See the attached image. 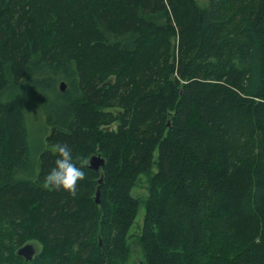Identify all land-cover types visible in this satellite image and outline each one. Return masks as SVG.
<instances>
[{"label": "trees", "instance_id": "16d2710c", "mask_svg": "<svg viewBox=\"0 0 264 264\" xmlns=\"http://www.w3.org/2000/svg\"><path fill=\"white\" fill-rule=\"evenodd\" d=\"M198 3L0 0V264H116L142 175V264H264V0Z\"/></svg>", "mask_w": 264, "mask_h": 264}, {"label": "rangeland", "instance_id": "374dc122", "mask_svg": "<svg viewBox=\"0 0 264 264\" xmlns=\"http://www.w3.org/2000/svg\"><path fill=\"white\" fill-rule=\"evenodd\" d=\"M205 1L206 0H197V2H199L198 4L200 6H203L201 4L205 3ZM33 116L34 115H29V113L27 116V119L29 120V124H30L31 128H34L36 123H37L36 117H33ZM154 171H155V166L152 167L151 172H154ZM138 182L140 184L136 185L132 189L131 195L133 197L140 198V200H141L140 206H139L138 214H137V216L134 220V223L131 226L129 233H128V235H129L128 241H129V250L130 251L127 252L125 258L119 259L120 261L118 260L120 264H138L137 259L142 261L141 258H143L141 247L135 243V241H136L135 238L138 237L136 235V231H137L138 227L140 228L142 226V221H143V216H144V203H145L146 197L148 195V185H149L147 175L140 176ZM98 239H99V237H98ZM26 244H31L36 248V255H38V253L40 252V250L42 248L40 242L37 240H31V241L27 242ZM118 261L116 262V264L118 263Z\"/></svg>", "mask_w": 264, "mask_h": 264}, {"label": "clouds", "instance_id": "9594fccd", "mask_svg": "<svg viewBox=\"0 0 264 264\" xmlns=\"http://www.w3.org/2000/svg\"><path fill=\"white\" fill-rule=\"evenodd\" d=\"M53 151L60 155L55 161V166L46 176V184L56 189L75 191L77 182L84 178L83 169L73 162L67 145L58 144L53 148Z\"/></svg>", "mask_w": 264, "mask_h": 264}, {"label": "water", "instance_id": "95a60500", "mask_svg": "<svg viewBox=\"0 0 264 264\" xmlns=\"http://www.w3.org/2000/svg\"><path fill=\"white\" fill-rule=\"evenodd\" d=\"M60 90L64 91L65 89V84L62 82L60 83ZM88 168L94 171H97L100 169V167L104 166V160L101 159L99 156H93L89 159L88 162ZM102 182V178H100L98 180V184L100 185V183ZM140 183L138 182L137 185H139ZM95 201L99 202V187L96 190L95 193ZM28 246H25L24 248H21L17 253L21 256H23L25 258L26 261L31 260V253L30 252H26Z\"/></svg>", "mask_w": 264, "mask_h": 264}, {"label": "flooded vegetation", "instance_id": "af4514ba", "mask_svg": "<svg viewBox=\"0 0 264 264\" xmlns=\"http://www.w3.org/2000/svg\"><path fill=\"white\" fill-rule=\"evenodd\" d=\"M101 245H102V244H101V241H100V239H98V246L101 247ZM25 246H28L26 252H30V253H31V260H29V261H32L33 258L36 256V248H35L33 245H31V244H24L23 246H21V248H24ZM21 248H19V249L16 251V255H18L19 257L23 258V260H24L25 262H29V261H26L25 258H24L23 256H21V255H19V254L17 253ZM137 260H138V264H142V261H140L139 259H137Z\"/></svg>", "mask_w": 264, "mask_h": 264}, {"label": "bare ground", "instance_id": "6f19581e", "mask_svg": "<svg viewBox=\"0 0 264 264\" xmlns=\"http://www.w3.org/2000/svg\"><path fill=\"white\" fill-rule=\"evenodd\" d=\"M62 83V82H61ZM64 83V82H63ZM65 84V83H64ZM59 86H60V84H59ZM65 87H66V85H65ZM59 89H60V87H59ZM65 90V89H64ZM61 91V90H60Z\"/></svg>", "mask_w": 264, "mask_h": 264}]
</instances>
